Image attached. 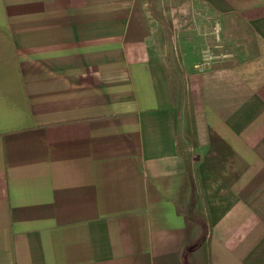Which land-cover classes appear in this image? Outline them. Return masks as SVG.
I'll return each mask as SVG.
<instances>
[{
	"label": "crops",
	"instance_id": "crops-1",
	"mask_svg": "<svg viewBox=\"0 0 264 264\" xmlns=\"http://www.w3.org/2000/svg\"><path fill=\"white\" fill-rule=\"evenodd\" d=\"M204 8L254 52L184 63ZM184 260L264 264V0H0V264Z\"/></svg>",
	"mask_w": 264,
	"mask_h": 264
},
{
	"label": "rangeland",
	"instance_id": "rangeland-1",
	"mask_svg": "<svg viewBox=\"0 0 264 264\" xmlns=\"http://www.w3.org/2000/svg\"><path fill=\"white\" fill-rule=\"evenodd\" d=\"M198 16V27L185 39L182 51L186 64L197 63V69L222 67L238 63L254 52L250 31L236 15L214 16L204 8ZM217 26V29L214 27Z\"/></svg>",
	"mask_w": 264,
	"mask_h": 264
},
{
	"label": "trees",
	"instance_id": "trees-1",
	"mask_svg": "<svg viewBox=\"0 0 264 264\" xmlns=\"http://www.w3.org/2000/svg\"><path fill=\"white\" fill-rule=\"evenodd\" d=\"M184 264H186L185 260H184Z\"/></svg>",
	"mask_w": 264,
	"mask_h": 264
}]
</instances>
